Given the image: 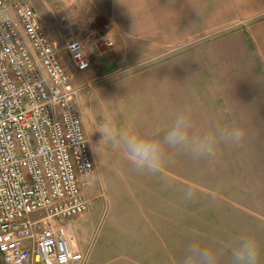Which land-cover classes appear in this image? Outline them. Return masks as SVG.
Returning a JSON list of instances; mask_svg holds the SVG:
<instances>
[{
	"label": "rangeland",
	"instance_id": "rangeland-1",
	"mask_svg": "<svg viewBox=\"0 0 264 264\" xmlns=\"http://www.w3.org/2000/svg\"><path fill=\"white\" fill-rule=\"evenodd\" d=\"M98 46L99 51L86 49L92 65L84 71L75 68L68 53L63 57L72 82L82 88L78 108L95 163L83 188L89 209L64 222L75 249L86 257L82 264H179L192 235L226 251L239 235L250 234L264 249L262 215L250 213L261 205L256 191L249 198L246 168L232 165L229 144L221 143L214 158L200 161L169 149L162 169L172 178L173 187L167 188L158 176L136 173L99 131L113 125L143 134L164 129L190 111L197 134L218 133L214 97L198 87L164 86L166 64L182 51L143 53L130 47L120 53L107 39ZM189 186L196 198L185 202ZM224 259L227 264V254ZM0 264H7L1 253Z\"/></svg>",
	"mask_w": 264,
	"mask_h": 264
},
{
	"label": "built area",
	"instance_id": "built-area-1",
	"mask_svg": "<svg viewBox=\"0 0 264 264\" xmlns=\"http://www.w3.org/2000/svg\"><path fill=\"white\" fill-rule=\"evenodd\" d=\"M75 68L92 61L65 43ZM62 49L25 0H0V253L7 264H82L64 222L89 209L95 168ZM89 87V85H87Z\"/></svg>",
	"mask_w": 264,
	"mask_h": 264
},
{
	"label": "crops",
	"instance_id": "crops-1",
	"mask_svg": "<svg viewBox=\"0 0 264 264\" xmlns=\"http://www.w3.org/2000/svg\"><path fill=\"white\" fill-rule=\"evenodd\" d=\"M25 1L62 57L72 37L97 51L102 39L120 53L182 51L166 64L164 86L200 88L214 97L218 132L243 130L242 142L229 144L231 161L246 168L248 196L256 191L261 205L250 213L264 221V0Z\"/></svg>",
	"mask_w": 264,
	"mask_h": 264
},
{
	"label": "clouds",
	"instance_id": "clouds-1",
	"mask_svg": "<svg viewBox=\"0 0 264 264\" xmlns=\"http://www.w3.org/2000/svg\"><path fill=\"white\" fill-rule=\"evenodd\" d=\"M103 140L118 147L134 171L141 175L158 176L162 184L173 187L172 178L163 174L168 159V150L175 154H187L193 161L212 159L221 143L239 145L244 136L238 127L226 128L218 133L197 134L194 131L190 111L176 116L164 129L138 133L129 127L108 125L99 130ZM196 198L195 190L189 186L183 192L185 202ZM264 264V249L255 236L239 235L225 251L221 246L201 243L192 235L183 249L179 264Z\"/></svg>",
	"mask_w": 264,
	"mask_h": 264
}]
</instances>
